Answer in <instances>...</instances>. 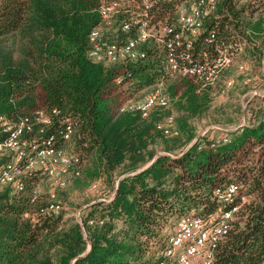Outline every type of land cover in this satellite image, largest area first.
Returning a JSON list of instances; mask_svg holds the SVG:
<instances>
[{
	"label": "trees",
	"instance_id": "trees-1",
	"mask_svg": "<svg viewBox=\"0 0 264 264\" xmlns=\"http://www.w3.org/2000/svg\"><path fill=\"white\" fill-rule=\"evenodd\" d=\"M100 1L0 0V115L56 110L45 135L59 141L63 126L72 123L73 148L83 163L70 183L79 189L103 180L112 189L79 221L62 210L40 214L60 203L40 193L31 203L32 190L44 181L36 174L24 179L20 193L0 191V264H156L164 232L180 218L194 213L205 219L234 206L239 210L215 263L264 264V109L218 141L195 139L190 121L208 112L225 72L213 88L199 89L187 77L168 82L173 115L169 109H155L145 119L119 113L124 102L163 77L167 52L151 42L142 47L143 60L109 68L91 61L88 36L100 25ZM173 12V3L162 2L154 19L171 25ZM217 15L193 41L192 62L242 46L254 70L262 69L264 0H222ZM168 116L176 136L156 130ZM157 143L164 153L155 157L150 147ZM231 183L238 192L227 205L216 192ZM25 214H38L36 222Z\"/></svg>",
	"mask_w": 264,
	"mask_h": 264
},
{
	"label": "built area",
	"instance_id": "built-area-1",
	"mask_svg": "<svg viewBox=\"0 0 264 264\" xmlns=\"http://www.w3.org/2000/svg\"><path fill=\"white\" fill-rule=\"evenodd\" d=\"M221 1H100L97 10L100 25L88 36L87 56L91 61L109 68L124 62L143 60L146 52L142 47L151 42L167 52L163 77L145 89L142 98L134 97L124 102L119 113H137L145 119L155 109H168L170 99L166 84L177 78L187 77L199 89L217 85L220 77L231 66L234 55L242 51V46L237 50L231 47L219 48L212 60L202 63L192 62L189 51L193 41L201 33L204 22L218 17L217 8ZM233 1L237 4L247 2ZM162 2L174 4V22L171 25L154 19L156 8ZM111 37L118 38L119 41H109ZM262 68L264 69V62ZM238 70L244 73V65H240ZM233 86L234 81L225 78L220 94L226 95ZM54 115H57L56 110H35L31 116L20 118L0 115V191L8 188L10 194L22 192L24 179L31 174L43 177L44 181L56 189L66 188L71 179L80 176L83 163L79 153L73 148V124L67 122L63 126L59 141L53 134L45 135ZM155 127L163 135H177L172 116L164 118ZM223 141L226 142L225 139ZM97 185L94 182L91 189H96ZM39 192L37 185L32 190L31 203L36 202ZM237 192L238 186L231 183L225 190L217 191L216 195L224 204L230 205ZM60 210L61 205L53 202L41 210L40 214L55 215ZM238 210L239 206H234L222 208L205 219L195 214L180 218L166 237L165 247L156 264H216V252L227 238ZM37 215L25 214V217L35 223ZM77 220L79 221L78 217Z\"/></svg>",
	"mask_w": 264,
	"mask_h": 264
},
{
	"label": "rangeland",
	"instance_id": "rangeland-1",
	"mask_svg": "<svg viewBox=\"0 0 264 264\" xmlns=\"http://www.w3.org/2000/svg\"><path fill=\"white\" fill-rule=\"evenodd\" d=\"M240 1L245 2L246 0ZM240 65H244V73L238 70ZM253 67H255L254 63L249 60L243 50L234 55L233 62L225 73V78L232 79L234 86L226 95L220 94L223 89V83L219 87L215 86L208 112L204 117L190 121L195 139L218 141L241 126L247 125V121H251L250 118L252 116H260L264 109V102L259 99V97L264 98V69L258 68L254 70ZM145 91L138 93L135 99L142 98ZM168 109L171 115L175 114L171 105ZM150 151L155 157L164 153L161 143L150 147ZM118 174L117 172L112 177L113 185L116 183ZM96 182L98 183L96 189H91L92 184L75 189L73 182L64 189H56L51 187L48 182L42 180L39 183V193L45 197L47 194H53L54 199L60 203L61 210L66 213V216L76 219L82 216L86 208L92 203L99 200H107L111 196L112 189L110 184L105 183L103 180ZM243 200L246 202L247 199L243 198ZM243 200L241 201L244 202ZM171 232L172 228H168L164 235L167 236Z\"/></svg>",
	"mask_w": 264,
	"mask_h": 264
},
{
	"label": "water",
	"instance_id": "water-1",
	"mask_svg": "<svg viewBox=\"0 0 264 264\" xmlns=\"http://www.w3.org/2000/svg\"><path fill=\"white\" fill-rule=\"evenodd\" d=\"M151 164V163H150Z\"/></svg>",
	"mask_w": 264,
	"mask_h": 264
}]
</instances>
